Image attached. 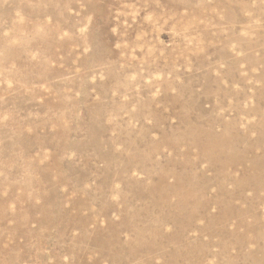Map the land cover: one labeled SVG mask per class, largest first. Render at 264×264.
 I'll return each mask as SVG.
<instances>
[{"label":"rangeland","instance_id":"obj_1","mask_svg":"<svg viewBox=\"0 0 264 264\" xmlns=\"http://www.w3.org/2000/svg\"><path fill=\"white\" fill-rule=\"evenodd\" d=\"M0 264H264V0H0Z\"/></svg>","mask_w":264,"mask_h":264}]
</instances>
